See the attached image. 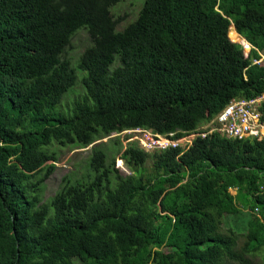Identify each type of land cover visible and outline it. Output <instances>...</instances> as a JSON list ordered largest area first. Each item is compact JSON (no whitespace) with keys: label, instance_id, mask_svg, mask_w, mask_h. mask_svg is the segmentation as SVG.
Wrapping results in <instances>:
<instances>
[{"label":"trees","instance_id":"trees-1","mask_svg":"<svg viewBox=\"0 0 264 264\" xmlns=\"http://www.w3.org/2000/svg\"><path fill=\"white\" fill-rule=\"evenodd\" d=\"M120 1L0 0V264H264V138L213 132L185 151L95 144L90 177L43 201L54 143L178 137L264 91V0H144L117 31ZM81 28L84 95L55 113L77 80L65 53ZM240 211L244 230L224 229Z\"/></svg>","mask_w":264,"mask_h":264},{"label":"rangeland","instance_id":"rangeland-1","mask_svg":"<svg viewBox=\"0 0 264 264\" xmlns=\"http://www.w3.org/2000/svg\"><path fill=\"white\" fill-rule=\"evenodd\" d=\"M143 1L144 0H123L111 8V13L115 17V19H118L116 25L117 31L123 30L128 24H130L137 18L138 12L143 4ZM228 37L231 41L238 42L230 37L229 32H228ZM90 44H91V40L85 29L82 28L79 29L72 36L70 44L66 48L65 55L70 60L71 67L75 71L77 80L73 88L63 97L61 104L59 107L56 108L55 113L59 112L58 110L67 113V111L71 110V108L73 107L74 102L78 98H81L84 95V89L82 88L81 85V78L83 77L84 72L78 69V63L81 54L83 53L85 48H87ZM245 46L246 47L244 48V51L245 53H248L251 46L247 42ZM115 65H117V63H115ZM205 125L203 124V126H201L199 129L203 130ZM160 137L170 139L165 136H160ZM117 138H119V140L122 143V146L124 147L129 142H136L137 145L141 148L142 147L145 148L144 142L152 143L154 142L155 139L160 140L159 137H157L156 135L152 134L149 131L133 130V131H124L122 133H113L108 137L95 141L93 144L85 148H81L74 145L62 147L57 143H54L50 147V150L56 153L57 161L54 162L55 168L52 174L46 179L44 183V188L42 191L43 201L48 200L59 190L64 179L66 180L88 179L92 174L88 167V159L91 153L92 146L95 144L103 143L104 145H106L104 146L106 149L110 150L111 152H114L118 147V145L115 144L116 143L115 139ZM256 138L261 139L259 137ZM145 149L148 151H152L150 148H145ZM49 163H53V162H49ZM115 166L123 174H129L130 172L129 169L124 165V163L120 159H118V157L116 159ZM145 169L148 172L152 171V165L150 163V160H148L147 163L145 164ZM237 206L240 207L241 209H244L241 207L239 202H237ZM247 210L251 215L252 214L256 215L258 213L256 209L254 210L247 209ZM246 217H247L246 215H242L241 211L237 212L236 214L226 215L223 221V227L224 229H227L228 225H232L237 229L244 230V226L246 225L243 219H245ZM239 239L240 242L243 241L241 236H239ZM253 261L255 264H259L258 257L253 259Z\"/></svg>","mask_w":264,"mask_h":264},{"label":"built area","instance_id":"built-area-1","mask_svg":"<svg viewBox=\"0 0 264 264\" xmlns=\"http://www.w3.org/2000/svg\"><path fill=\"white\" fill-rule=\"evenodd\" d=\"M261 60H264V53H261L260 58L255 60V63ZM263 105L264 91L252 98L231 100L209 122L205 123L206 125L204 124L203 130H200L199 127L195 131L184 133L178 137L175 136V133L161 135L151 132L159 137L160 140L155 139L152 143L144 142V147L151 150L180 147L182 151H185L192 144L195 137H205L213 132L229 139L264 138V120L262 119L263 113L261 110ZM160 136H165L172 140L161 138Z\"/></svg>","mask_w":264,"mask_h":264},{"label":"bare ground","instance_id":"bare-ground-1","mask_svg":"<svg viewBox=\"0 0 264 264\" xmlns=\"http://www.w3.org/2000/svg\"><path fill=\"white\" fill-rule=\"evenodd\" d=\"M248 47V46H247ZM261 61H264V60H261ZM254 63H255V60H254ZM257 63V62H256Z\"/></svg>","mask_w":264,"mask_h":264},{"label":"water","instance_id":"water-1","mask_svg":"<svg viewBox=\"0 0 264 264\" xmlns=\"http://www.w3.org/2000/svg\"><path fill=\"white\" fill-rule=\"evenodd\" d=\"M242 45H244L242 42H240ZM245 46V45H244Z\"/></svg>","mask_w":264,"mask_h":264}]
</instances>
